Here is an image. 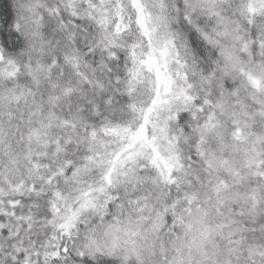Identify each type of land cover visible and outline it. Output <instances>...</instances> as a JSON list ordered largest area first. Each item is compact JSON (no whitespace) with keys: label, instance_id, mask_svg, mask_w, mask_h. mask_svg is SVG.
Masks as SVG:
<instances>
[{"label":"snow or ice","instance_id":"1","mask_svg":"<svg viewBox=\"0 0 264 264\" xmlns=\"http://www.w3.org/2000/svg\"><path fill=\"white\" fill-rule=\"evenodd\" d=\"M0 264H264V0H0Z\"/></svg>","mask_w":264,"mask_h":264}]
</instances>
